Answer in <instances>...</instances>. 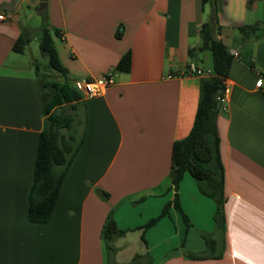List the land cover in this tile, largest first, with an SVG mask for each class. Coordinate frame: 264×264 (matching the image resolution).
Wrapping results in <instances>:
<instances>
[{
	"label": "crops",
	"instance_id": "1",
	"mask_svg": "<svg viewBox=\"0 0 264 264\" xmlns=\"http://www.w3.org/2000/svg\"><path fill=\"white\" fill-rule=\"evenodd\" d=\"M42 3L38 11L45 14L70 84L115 78L102 95L67 104L83 142L44 224L28 220L46 118L40 71L25 57L26 49L13 51L21 36H33L22 21L23 6ZM217 12L218 37L232 54L238 52L227 78V110L217 116L225 230H216L215 201L201 194L186 172L178 193L191 227L172 207L145 232L144 243L139 228L174 199L173 145L193 126L201 80L214 75L212 65L203 64L207 51L189 55L201 46L206 5L202 0H0V14L6 15L0 21V264H264V87H256L259 76L264 78V35L243 46L238 42L240 26L264 22V0H219ZM127 53L130 70H117ZM190 64L201 67L205 77L182 75ZM202 233L215 238L214 252L207 251Z\"/></svg>",
	"mask_w": 264,
	"mask_h": 264
},
{
	"label": "trees",
	"instance_id": "2",
	"mask_svg": "<svg viewBox=\"0 0 264 264\" xmlns=\"http://www.w3.org/2000/svg\"><path fill=\"white\" fill-rule=\"evenodd\" d=\"M217 1L202 0L203 6L211 4L213 18L203 23L200 30L201 46L189 51L191 58L198 52L209 51L212 56L213 76L203 78L200 83L199 101L188 135L174 143L172 149L171 186L175 191L174 199L168 202L157 218L151 219L145 226L142 240L146 243L145 232L154 226L161 218L169 215L174 207L183 216L186 228L191 227L187 215L179 203V184L186 172L195 179L201 194L213 199L216 203L214 222L216 230H225V178L224 167L220 153V137L217 129L219 113L218 97L224 89V82L229 76L233 62V54L218 37L221 27L218 20ZM251 2L257 0H249ZM239 44L241 46L255 41L259 35H264V22L243 25L238 28ZM120 35V32H118ZM30 39L21 36L13 46V51L24 53ZM40 51L48 58L50 68L65 76L55 50L53 39L46 24L42 27L39 41ZM131 67V55L127 53L117 64V70L127 72ZM49 89V94L45 89ZM43 111L46 115L45 126L39 136L38 150L35 162L34 180L28 196V220L32 223H48L63 180L76 157L83 137L78 135L74 127V119L64 113V105L80 101L81 95L68 82H40ZM62 111H53L55 108ZM124 233V232H123ZM207 245V251L214 252L216 240L211 234L202 233ZM205 254H191L193 259L207 258Z\"/></svg>",
	"mask_w": 264,
	"mask_h": 264
},
{
	"label": "rangeland",
	"instance_id": "3",
	"mask_svg": "<svg viewBox=\"0 0 264 264\" xmlns=\"http://www.w3.org/2000/svg\"><path fill=\"white\" fill-rule=\"evenodd\" d=\"M40 7H35L29 4H25L23 6L22 11V21L25 25V28L28 26V30L33 33L32 39L30 43L26 47L25 57L33 63L38 64L39 66V80L40 82H54V81H68L71 83L69 77L62 76L60 73L53 71L48 62V58L42 54L39 48V40L41 37L40 29L46 24L45 23V14L43 12H39ZM213 18V7L211 4L206 5V19L211 20ZM208 20V21H209ZM31 28V29H30ZM34 30V31H32ZM203 64L207 68H211L212 65V56L209 51H207L204 55ZM212 69V68H211ZM45 93L49 94V89L46 88ZM59 113L62 109L57 110ZM64 113L68 116H74L75 112L72 111L71 107L67 105L64 108ZM77 121L75 120L74 125Z\"/></svg>",
	"mask_w": 264,
	"mask_h": 264
},
{
	"label": "built area",
	"instance_id": "4",
	"mask_svg": "<svg viewBox=\"0 0 264 264\" xmlns=\"http://www.w3.org/2000/svg\"><path fill=\"white\" fill-rule=\"evenodd\" d=\"M5 19H6V15L0 14V21H4ZM233 56L237 57L238 52H234ZM182 75L205 77L206 73L201 67H198L195 64H190L182 73ZM169 77H174V76H169ZM114 84H115L114 76L106 75L99 78L76 80L73 83V87L81 95V98L88 99L102 95L107 88H109ZM256 87L257 88L264 87V78L262 76H259L256 82ZM230 93H231V87L226 80L224 82V89L218 97L219 111L224 112L227 110V104Z\"/></svg>",
	"mask_w": 264,
	"mask_h": 264
},
{
	"label": "water",
	"instance_id": "5",
	"mask_svg": "<svg viewBox=\"0 0 264 264\" xmlns=\"http://www.w3.org/2000/svg\"><path fill=\"white\" fill-rule=\"evenodd\" d=\"M45 6V3H42L40 6V9H42ZM8 18H12V15L8 14Z\"/></svg>",
	"mask_w": 264,
	"mask_h": 264
}]
</instances>
